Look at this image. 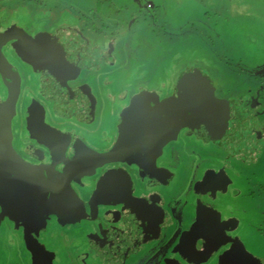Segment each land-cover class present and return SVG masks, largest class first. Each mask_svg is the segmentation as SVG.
<instances>
[{"label":"flooded vegetation","instance_id":"flooded-vegetation-1","mask_svg":"<svg viewBox=\"0 0 264 264\" xmlns=\"http://www.w3.org/2000/svg\"><path fill=\"white\" fill-rule=\"evenodd\" d=\"M35 1L0 0V119L8 114L21 161L9 159V170L25 180L0 193V264H256L235 238L241 217L264 238L260 211L245 200L259 199L264 179L247 180L264 166V136L240 110L253 95L227 98L204 67L150 83L151 64L142 62L128 75L119 63L128 54L116 46L123 37L114 34L130 31L138 15L99 24L108 0H96L85 33L35 15ZM191 73L206 77L225 111L216 122L169 130L172 100L199 86L183 80ZM243 199L253 214L242 212Z\"/></svg>","mask_w":264,"mask_h":264},{"label":"rangeland","instance_id":"rangeland-1","mask_svg":"<svg viewBox=\"0 0 264 264\" xmlns=\"http://www.w3.org/2000/svg\"><path fill=\"white\" fill-rule=\"evenodd\" d=\"M249 1L252 6L249 5ZM39 2L35 1L38 7L34 9V14L48 15V19H51V23L54 22L55 27L78 25L83 32H92L96 0L65 2L39 0ZM212 2L205 0V7L201 5V0H140L139 3H134L133 0H108L96 19L99 24L105 21L114 24L121 16L128 17L131 21L138 15L139 21L135 27H130V31H126L128 30L126 27H119L114 34L123 37V41L116 46L119 51L128 54V61H123L125 57L122 61L119 59V63L128 67V75H131L133 67L142 68L144 65L142 62L151 64L149 66L145 64L147 70L144 76L150 83H153L154 79H160L162 82L169 79L179 80L187 69L204 67L209 78L216 81L215 86L222 90V94L227 98L235 100L241 96L253 95V102L244 104L240 110L243 114H249L251 129L261 138L260 135L264 136V94L261 97V92L264 91V69L254 70L247 61L254 63L257 60L261 65L264 63L263 56L258 58L264 54V37H260L264 32V19H259L254 14L257 11L264 15V0H212ZM233 10H239L238 15ZM74 19L81 20L82 24L74 22ZM25 20L18 18L16 23L21 24ZM200 20L205 23L207 21L208 27L197 22ZM33 24V29L36 30L42 25ZM175 28L177 29L174 30ZM105 32V37L109 38V31ZM132 33L138 36H131ZM99 36L100 39L103 34ZM252 137L249 140L250 148L254 144ZM260 173L262 178L264 175L262 165L260 170L248 175L247 180L252 176L254 182ZM257 180L253 197L258 195L259 199L245 200L248 201V207L251 205L257 212L260 211L259 229L262 230L264 179ZM249 186L250 183L244 190L242 189L241 198L250 196V191L247 190ZM243 201L244 199L240 200L242 212L252 213L250 208L242 204ZM239 220L242 229L236 230L235 238L241 240L243 249L253 262L264 264V238L257 236V227L246 225L248 220L245 217Z\"/></svg>","mask_w":264,"mask_h":264},{"label":"water","instance_id":"water-1","mask_svg":"<svg viewBox=\"0 0 264 264\" xmlns=\"http://www.w3.org/2000/svg\"><path fill=\"white\" fill-rule=\"evenodd\" d=\"M189 79L197 80L199 86L184 89V92L172 100V108L167 111L172 112L175 118L173 123L169 124V130H177L187 125L201 127L204 123L216 122L221 116L220 113L225 111L222 106L223 101L215 98L213 88L208 86L206 77L197 73L187 74L183 77V80ZM8 107L10 110L12 103ZM9 159L12 162H17V166L21 164L19 157L15 156L11 150L7 114L0 119V193H8V195L11 189L14 190L16 186L18 189H22V184L18 183L22 179V175H12L13 173L9 170ZM25 184L23 183V186Z\"/></svg>","mask_w":264,"mask_h":264},{"label":"crops","instance_id":"crops-1","mask_svg":"<svg viewBox=\"0 0 264 264\" xmlns=\"http://www.w3.org/2000/svg\"><path fill=\"white\" fill-rule=\"evenodd\" d=\"M243 4H244V2H243ZM249 5L252 6V5H251V1H249ZM233 11L236 12V10H233ZM236 13H237V15H238L239 10H238V12H236ZM256 13H257V11L254 12V14H255L256 17H258L259 19H264V15H261V13H257V14H256ZM260 36H261V37H264V32L261 33ZM263 66H264V63L261 65V67H263Z\"/></svg>","mask_w":264,"mask_h":264}]
</instances>
